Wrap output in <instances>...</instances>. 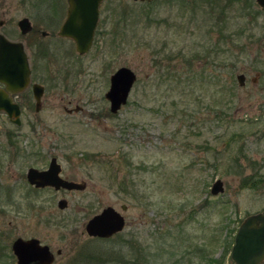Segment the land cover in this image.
Instances as JSON below:
<instances>
[{"label": "rangeland", "instance_id": "rangeland-1", "mask_svg": "<svg viewBox=\"0 0 264 264\" xmlns=\"http://www.w3.org/2000/svg\"><path fill=\"white\" fill-rule=\"evenodd\" d=\"M117 1L120 31L103 27L87 55L68 40L44 45L49 38L34 50L33 74L46 84L36 118L28 111L17 126L0 115V233L71 249L58 264L74 255L82 260L75 264H120L118 255L138 256L137 264H235L225 253L229 230L264 211V10L256 0ZM244 1L254 9H243ZM220 12L227 17L216 22ZM109 14L103 19L113 22ZM242 26L248 49L222 54L223 34ZM124 66L137 79L113 114L106 93ZM76 106L83 110L65 111ZM9 130L26 155L30 138H39L41 156L5 157L15 148ZM53 156L87 189H35L28 169L47 168ZM217 179L224 191L213 195ZM62 198L68 209L58 207ZM108 206L124 215L125 229L111 239L89 237V219Z\"/></svg>", "mask_w": 264, "mask_h": 264}, {"label": "flooded vegetation", "instance_id": "flooded-vegetation-1", "mask_svg": "<svg viewBox=\"0 0 264 264\" xmlns=\"http://www.w3.org/2000/svg\"><path fill=\"white\" fill-rule=\"evenodd\" d=\"M144 2H147V1H144ZM119 4L120 3H118L117 0H102L100 2L98 6V9H99L98 21H97L92 45L88 52L80 53L77 51V44L73 38L61 35L63 26L66 23L67 19L70 17V14L79 12V9L83 5V3L80 0H0V43L2 41H7L11 44L21 45L23 51L25 52L27 56V60H28L29 67H30L29 82L25 86V88L19 92H16V93L10 92V90L8 89V86L4 82L0 81V91H4L5 94L9 95L12 98L14 103L19 105L20 123L18 124L15 122L16 116L11 117L9 110L6 108H0V115L5 116V119H7L11 124H14L17 126H21L23 124V120L25 118H28V111L31 114H33V117L36 118L37 114L41 113L42 110H44L45 108V106L43 105V102H44L45 94H46V84L42 83L40 80H37L36 77L34 76L35 73L33 74V72H35L34 50L35 49L36 51L39 50L44 44L43 40L49 38L48 41H46L44 45L50 46V45L56 44V41L58 40H68L73 43L77 53L80 56L87 55L91 51V49L94 47V45L96 44L97 35H99L103 27H104L103 31H106V32L109 31L111 34L113 33L117 34L120 31L121 29L120 27L122 25V19L116 18L117 16H119V12H120ZM109 8L111 12V15L109 14L111 19L113 16H115L114 17L115 19L113 22L112 21L108 22L103 19L106 9H109ZM257 77L255 76L252 79V81L257 82ZM246 83H247V76L245 78L244 84L241 85L239 83V85L241 87L242 86L244 87ZM35 88H37V91L39 89L41 90L39 98L36 97ZM82 110H83V107L81 106H76L75 108L65 107V111L68 114H72L74 112L78 113L79 111H82ZM119 111L115 113L111 111V113L117 114ZM1 128L2 126L0 127V129ZM13 134L14 133H11L10 130L7 131V143L10 147L12 148L15 147L14 148L15 153L12 151V149H11V153H9V150L7 149L8 152L5 150L6 152L4 154L5 157L9 156V158L16 160V159H23L24 157L28 158V157L34 156L37 158L41 156L39 154V151L34 149V146L37 145L35 141H37L36 139H39V138H35V139L30 138V141H29L30 151L28 152L29 154L26 155V153H24L23 150H21V148H19V146L17 145L19 140H16L17 138L12 137ZM26 142H28V139H26ZM53 159H56L57 163L60 164L61 166V173H60L61 177L68 181H74L70 179L68 175H64V167L59 162V158L55 156L51 157L50 163L47 166V168L30 167L27 171V174L31 168H35L40 171L47 170L50 167V164ZM7 167H9V165H7ZM3 173L4 172H2V174ZM27 174H26V177H27ZM31 185L35 187V189L50 188V189H53L56 193L83 191L87 189L88 187V183H87V186L83 190L67 189L63 187L60 189H55L52 186L37 187L33 184ZM61 200H66V207L60 208V209L61 210L68 209L69 208L68 200L66 198H62ZM59 202H58V207H59ZM123 206L124 205H122V210L124 211L127 209V206L125 205L126 209H124ZM77 209L78 211H84V209H80V208H77ZM104 209H102L97 214H100ZM119 213L124 217V215L121 212ZM97 214H95L94 216H96ZM124 221H125V224L121 232L125 229L127 225V221L125 217H124ZM118 233L120 232H117L110 237L91 236L89 234L88 236L91 238L105 240V239H111L112 237L116 236ZM15 236L16 235H14L13 237V235L10 233H4V234L0 233V264H3V263L4 264H19L20 257L18 253L16 252V248H15V243L18 240L29 241L32 239H37L39 242L38 246L40 245L43 248L45 247L44 249H38L32 252L29 251L28 252L29 258H25L24 259L25 261L23 260L24 261L23 264H58L60 261V258L64 260L65 256L69 252H71V249H67L66 253H64L63 249H61L60 247L59 248L55 247L53 243L47 242L43 240L42 238H39L36 236L35 237H24L21 235L17 237ZM126 243L127 245L130 244L128 241H126ZM234 243H235V235L233 236V242L230 246V255H231V251L233 249ZM19 248H22V247H20L19 245ZM19 250L21 252L23 250L25 253H27L28 251L26 247L22 248V250L21 249ZM74 256L71 259H67L66 264H75L76 261L77 262L82 261L80 258H77ZM77 256L82 257L79 254ZM100 257L101 255L97 256L96 254L93 255L91 253L87 255V258L92 259L93 261H97V260L100 261L101 259ZM115 260L117 261V263H120V264L139 263L138 256L132 257L130 260L128 259L124 260L123 257L118 255V257H116Z\"/></svg>", "mask_w": 264, "mask_h": 264}, {"label": "water", "instance_id": "water-1", "mask_svg": "<svg viewBox=\"0 0 264 264\" xmlns=\"http://www.w3.org/2000/svg\"><path fill=\"white\" fill-rule=\"evenodd\" d=\"M83 5L79 12L70 14L63 26L61 35L71 37L77 44V51L86 53L89 51L98 21V6L102 0H80ZM153 1V0H135ZM259 7L264 10V0H256ZM30 67L27 56L21 45L11 44L7 41L0 43V81L4 82L10 92L16 93L25 88L29 82ZM246 76L241 73L237 79L244 84ZM137 79L136 73L129 67H121L111 76V86L106 93V98L111 103L112 112H117L124 106ZM38 88V87H37ZM35 88L36 97L40 96V89ZM0 108L9 110L10 116H16V123H20L19 105L12 98L0 91ZM61 166L53 159L50 167L45 171L31 168L27 174L31 184L37 187L52 186L55 189L67 188L83 190L87 186L86 181H68L61 177ZM224 191V182L217 179L211 188V193L216 195ZM60 208L66 207V200L59 202ZM126 209V206H123ZM124 217L117 210L108 206L100 214L91 218L86 231L91 236L110 237L121 231L124 227ZM37 239L29 241L18 240L15 243L16 252L23 264L25 258H29V251L44 249L38 246ZM28 249L25 253L22 248ZM47 248V247H46ZM21 249L22 252L19 250ZM40 251V250H39ZM38 252V251H37ZM231 260L235 264H263L264 263V211L246 216L238 227L235 235V243L231 251ZM24 260V261H23Z\"/></svg>", "mask_w": 264, "mask_h": 264}, {"label": "trees", "instance_id": "trees-1", "mask_svg": "<svg viewBox=\"0 0 264 264\" xmlns=\"http://www.w3.org/2000/svg\"><path fill=\"white\" fill-rule=\"evenodd\" d=\"M206 4L208 3V4H210V5H212L213 6V4L215 3V0H206V1H204ZM241 1L240 0H237V2L236 3H240ZM242 3V2H241ZM225 6V5H224ZM221 7L223 10H224V8L225 7ZM241 6H242V4H241ZM242 8L243 9H245V8H249L250 10H253L254 9V6H253V3L251 2V4H249L248 3V1H244V4H243V6H242ZM242 14H246V13H242ZM246 15H248V16H252L251 17V22H253V20H256V17H255V15H254V13H252V14H250V12H249V14L247 13ZM227 16H226V14L225 13H219V16L217 17V21L216 22H220L221 21V19H222V21H224L225 20V18H226ZM230 30H228V34H223V37H222V39H221V41H219L218 42V45H220L219 47H218V49H219V51L220 50H223V53L222 54H225L226 56L228 55V56H233V54H235V52H237L236 50L238 49L239 50V52H242V53H245L244 52V50H247L248 48H247V45L246 44H244L243 42H240L241 40H242V36H243V34H246L247 33V31H248V28L246 27V26H242L241 27V29L237 32V31H235V33L233 32H229ZM239 36V38H240V40H239V38L238 37H236V36ZM218 51V52H219ZM241 53V54H242ZM187 62H191V59H188L187 60ZM227 228H229V227H227ZM229 230V229H228ZM227 230V231H228ZM236 231H237V228L236 227H234V228H231V230H229V235H228V239H226V245H227V250H226V252L225 253H227V252H230V246H231V244H232V242H233V236H234V234L236 233ZM210 262V264H213L212 262V259L211 260H209ZM212 261V262H211Z\"/></svg>", "mask_w": 264, "mask_h": 264}]
</instances>
